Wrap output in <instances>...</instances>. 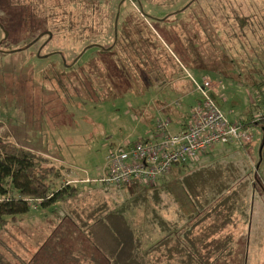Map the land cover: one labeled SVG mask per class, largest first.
Wrapping results in <instances>:
<instances>
[{
  "label": "rangeland",
  "instance_id": "obj_1",
  "mask_svg": "<svg viewBox=\"0 0 264 264\" xmlns=\"http://www.w3.org/2000/svg\"><path fill=\"white\" fill-rule=\"evenodd\" d=\"M0 26V140L85 182H95L111 148L150 138L160 116L174 121L168 115L187 110L198 95L195 89L181 98L180 86L192 81L187 78L200 83L211 68L227 70L236 83L224 78L227 88L221 92L233 89L235 98L222 103L209 93L233 120L238 117L234 113H244L247 99L260 97L264 89V0H0ZM42 32H51L50 40L42 34L33 47L9 53ZM56 51L61 54L42 56ZM191 86L196 87L193 82ZM230 108L236 112L231 114ZM169 184L181 211L195 210L183 187L177 181ZM133 188L144 189L127 187ZM33 206L28 216L0 226V264H74L76 241L83 237L71 233L72 227L58 230L61 215ZM72 208L71 200L65 213L74 216L77 208ZM142 209L149 212L147 204ZM219 211L225 213L220 206L209 213L203 210L184 225H195L189 238L201 260L264 264V222L253 228L248 259L242 261L236 246L240 229H223ZM237 216L233 214L231 223L242 221ZM66 218L82 225L75 217ZM136 221L145 246L149 228L141 218ZM244 225L247 230L249 221ZM227 236L229 250L216 249ZM174 245L173 240L166 244ZM166 246L149 252L152 264H189L185 255L168 258Z\"/></svg>",
  "mask_w": 264,
  "mask_h": 264
},
{
  "label": "trees",
  "instance_id": "obj_2",
  "mask_svg": "<svg viewBox=\"0 0 264 264\" xmlns=\"http://www.w3.org/2000/svg\"><path fill=\"white\" fill-rule=\"evenodd\" d=\"M41 34L47 35L48 33L42 32ZM39 35L30 40L24 48L16 49L17 52L33 47L43 36L38 38ZM92 46H94L93 43L87 45L84 49ZM51 54L61 53L56 51ZM80 54L76 58L80 57ZM198 96L195 104L201 100L199 93ZM175 103L179 105L178 100ZM188 116L189 112L187 119ZM255 118L240 122L250 126L264 122L263 118H259L258 120H255ZM157 135L158 128L155 127L153 136H149L150 138L146 137L134 142L123 141L117 146L151 140ZM43 161L29 150H24L10 142L0 140V226L5 224L9 219H14L16 216L28 213L34 207L33 205H35L36 209H44L50 215L59 214L57 211L63 209L60 215L64 220L60 221L61 225L58 227V230L72 227L71 233L73 231L74 233L78 232L83 237V240L76 241L79 248L74 264H152L149 260V252L151 250L156 251V248L165 247L172 240L175 245L171 247H173L172 249L175 250V253L172 252L171 247L166 246L170 252L168 258H172L173 254H181L188 258L186 262L189 264L193 262L194 264H208V262L201 260L198 250L194 247L195 241L189 238V232L194 224L190 227L188 225L184 227L192 215L184 220L182 219V222H180L179 220H165L161 214L153 213L148 219V221L150 220L148 227L151 226L160 232L161 236L151 246L145 247L141 245L140 229L136 230L131 225L130 215L137 209L136 206L138 205L136 203L138 204L140 199L152 201L154 204H157V208L160 202L166 199V197H160V193H163L166 189L164 187L165 184L158 185L157 181L169 172L158 177L153 183L137 184L147 191L150 189L154 190L155 192L151 195L128 198L119 197L118 199L117 193L120 192V189L129 186L107 185L98 182H87L81 187L66 184L61 179L60 172L50 165L45 166V164H42ZM198 161L199 159L188 161V163L194 164ZM182 164H187V162L175 163L172 166L178 167L179 171ZM179 182L188 192L192 203L196 207L193 217L206 209H208V213L219 206L225 209V213L218 212L222 228L224 229L228 225H230V228L232 225L239 227L240 232L236 243L239 252L237 253L238 260H247L250 234L253 232L255 224L251 220V214L247 213L250 193L248 186L249 178L244 176V173H242V170L238 166L227 162L220 165L208 166L201 171H188L179 178ZM37 200H40V202H37ZM71 200L73 201L72 210L77 208L74 216L65 213L64 209L66 203ZM218 200L219 202L214 204ZM163 204L166 205L165 203ZM85 210L88 212L84 213L86 212ZM233 214H237L242 221L234 223L232 219L231 223ZM66 217H75L76 220L82 221V225L78 226L74 220ZM247 220L249 221V227L246 230L244 223ZM251 222L252 224L254 223L252 225L253 228L250 225ZM183 227L185 231H178ZM246 231L249 233L245 234ZM229 245L230 240L229 236H227L216 249L225 250L228 247L229 250Z\"/></svg>",
  "mask_w": 264,
  "mask_h": 264
},
{
  "label": "crops",
  "instance_id": "obj_3",
  "mask_svg": "<svg viewBox=\"0 0 264 264\" xmlns=\"http://www.w3.org/2000/svg\"><path fill=\"white\" fill-rule=\"evenodd\" d=\"M203 74L204 72L199 73V75H203ZM228 74H227V70L214 67L209 70V73H205V76L203 77V78L211 79L212 89L210 91L212 95H214V97H217V96L219 98L221 97L222 103L232 101V98H235L233 94L235 91H233V89H228V93L221 92L222 90L224 91V89L227 88L226 86L223 88V85H222L223 83L222 80L224 78L230 80L229 82H235L233 79H230L232 77H230ZM187 79H190L189 80V83H190L191 78H187ZM191 83H190V86L187 84V82L183 83L180 86V90L178 92L181 94L182 99H187L186 95L188 96L189 92H194L195 88L194 86H191ZM236 90H239V86L237 87ZM259 91L261 93L260 97L259 96L255 97V99L250 97L249 99H247V102H245V104L242 105V106L245 105L244 107H246L244 113H240V112L238 113L235 110H233L234 108H230L228 112H230L231 114H233V112H236L234 114H236V116L238 117H235L234 120L232 118L229 119V117L227 118L230 121H238V120L242 121V120L253 118L260 113H264V99H263L264 89L260 88ZM198 97L199 96L197 95L196 99L194 100L191 99L190 103L187 105L188 108L186 111L183 110L184 112L181 111L182 112L181 113L180 111L174 110V112H172L173 115L172 114L168 115V116H173V118L176 119L174 121L168 119L169 124L173 123L170 127L168 126L170 132L176 133L184 126L185 120L187 119V114L189 112L188 110H190V107L195 104ZM236 100L234 101L237 102ZM257 104H260V106L259 107L256 106ZM161 110L164 111L163 108ZM255 112L257 115L254 114ZM164 113L166 114V110L164 111ZM252 126H253L252 127L253 128V140L249 145L244 146V147H239L235 144H229L226 146L217 145L211 148L209 151H207V153L200 156L198 158L199 161L197 163L190 164L187 162V164H182L179 171H178L179 169L178 167L176 168V166H172L170 169L171 171H169V173L166 174V176H164L163 178L161 177L157 181L158 185H162L164 183L165 184L164 187H166L165 191H163V193H160V197L161 198L166 197V199L160 202V204L158 205L159 206L158 208L156 206L157 204H154L152 201H143L142 199H140L139 200L140 202H138V204L136 203V205H138L139 207L136 206L137 209L133 212V214L130 215L132 219V220L130 219V221H131L132 227L136 230H139L141 229V227L139 223H137L136 221V218L139 217L143 221L145 225L144 227L149 228L148 238H146V236H143L144 241L147 240L144 242L145 246H151L156 240L158 241V239L161 236L160 232L156 231L151 226L148 227V222H150V220L148 221V219L151 217L153 213L161 214L165 220H170V221L179 220L180 222H182V219L184 220L185 218L191 215H194L196 211V207L194 206L193 203L192 204L195 207V210H193L190 213H184L181 211V208L178 206V204L175 202V200L172 197V194H171L172 192L169 189V186H170L169 183L171 182L173 183L177 181V183L182 186V184L179 182V178L182 177L184 173L188 171L189 172L190 171L192 172L201 171V170H204V168L211 166V165L215 166V165H220V164L229 162L230 164H233L234 166H238V168L242 170V173H244V176L249 178L248 186H249L250 193H249V199H248V204H247V207H248L247 213L251 214V217H252L251 220L255 222V224L253 223L255 229L258 228L259 223L264 222V122L259 123L257 125L254 124ZM153 131L154 130L152 129L150 136H153ZM60 171H62V169H60ZM61 176H62L61 179L66 184L81 187L85 183H87L84 181L85 178L81 179L77 177L76 175H74L73 173H70V171H65L64 173L61 172ZM183 190L188 195V192L184 189V187H183ZM153 192L155 191L152 189L148 191L145 189H139V188L137 189L133 188L129 190L126 187V188L120 189V192L117 193V198L118 199L119 197L128 198L132 196L142 197V196L151 195ZM163 203H165L166 205H164ZM144 204H147L149 206V212L147 213H146V210L142 209V206ZM37 210L45 211L44 209H40V208ZM139 211L141 212L138 213ZM57 212H59V215H60L61 211H57ZM25 215L28 216V213H26ZM253 224L251 222L250 225L252 226Z\"/></svg>",
  "mask_w": 264,
  "mask_h": 264
},
{
  "label": "built area",
  "instance_id": "obj_4",
  "mask_svg": "<svg viewBox=\"0 0 264 264\" xmlns=\"http://www.w3.org/2000/svg\"><path fill=\"white\" fill-rule=\"evenodd\" d=\"M191 80L201 100L190 108L185 125L172 133L169 120L158 118V135L154 139L126 143L108 151L103 171L95 182L126 186L150 184L168 173L175 163L197 160L214 146L244 147L252 142V126L230 121L216 106L209 94L211 81L208 78H202L200 83ZM255 117V120L264 119V113Z\"/></svg>",
  "mask_w": 264,
  "mask_h": 264
},
{
  "label": "flooded vegetation",
  "instance_id": "obj_5",
  "mask_svg": "<svg viewBox=\"0 0 264 264\" xmlns=\"http://www.w3.org/2000/svg\"><path fill=\"white\" fill-rule=\"evenodd\" d=\"M47 33H48V34H47V41H48V40H50L51 33H50V32H47ZM49 33H50V35H49ZM41 36H42V35H41ZM41 36H40V37H41ZM40 37H39V38H40ZM47 41H46V42H47ZM44 45H45V44H44V42H43V43L40 45V47L38 48V50H37V52H36V56H37V57H41L40 54H39V51L41 50V48H42ZM14 51L17 52L16 49H15V50H11L10 52H14ZM51 53H54V52H50V53H48V54H51ZM48 54H45V55H42V56L44 57V56H47Z\"/></svg>",
  "mask_w": 264,
  "mask_h": 264
},
{
  "label": "water",
  "instance_id": "obj_6",
  "mask_svg": "<svg viewBox=\"0 0 264 264\" xmlns=\"http://www.w3.org/2000/svg\"><path fill=\"white\" fill-rule=\"evenodd\" d=\"M1 28H2V26H0ZM42 34H40L39 36H38V38L41 36ZM49 35H50V33H49ZM7 37V32L6 31H4V38H6Z\"/></svg>",
  "mask_w": 264,
  "mask_h": 264
},
{
  "label": "bare ground",
  "instance_id": "obj_7",
  "mask_svg": "<svg viewBox=\"0 0 264 264\" xmlns=\"http://www.w3.org/2000/svg\"><path fill=\"white\" fill-rule=\"evenodd\" d=\"M253 127V126H252Z\"/></svg>",
  "mask_w": 264,
  "mask_h": 264
}]
</instances>
